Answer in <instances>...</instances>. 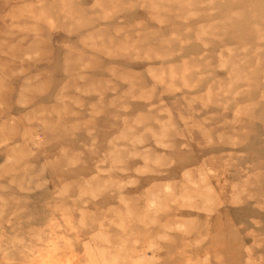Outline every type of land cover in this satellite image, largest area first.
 Returning a JSON list of instances; mask_svg holds the SVG:
<instances>
[{
    "label": "rangeland",
    "instance_id": "374dc122",
    "mask_svg": "<svg viewBox=\"0 0 264 264\" xmlns=\"http://www.w3.org/2000/svg\"><path fill=\"white\" fill-rule=\"evenodd\" d=\"M0 264H264V0H0Z\"/></svg>",
    "mask_w": 264,
    "mask_h": 264
}]
</instances>
